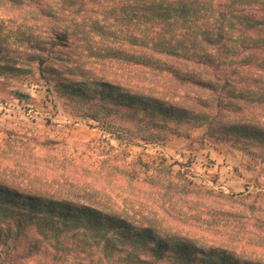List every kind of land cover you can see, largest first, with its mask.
Here are the masks:
<instances>
[{
	"label": "trees",
	"instance_id": "1",
	"mask_svg": "<svg viewBox=\"0 0 264 264\" xmlns=\"http://www.w3.org/2000/svg\"><path fill=\"white\" fill-rule=\"evenodd\" d=\"M2 5L13 11L7 17L17 13L20 20L6 30V14L0 18V75L28 73L30 66L21 65H36L60 97L91 104L94 120L113 115L138 124L150 131L143 140L181 134L185 125L203 127V135L246 141L264 159V0H0ZM94 61L100 67L116 63L133 76L120 83L100 79L89 67ZM174 178L176 184L169 181L158 192L163 202L233 197L184 171ZM13 180L0 179V244L15 259L42 246L49 251L46 264L91 251L102 264H264L161 230L149 212L126 201L118 205L95 186Z\"/></svg>",
	"mask_w": 264,
	"mask_h": 264
},
{
	"label": "rangeland",
	"instance_id": "2",
	"mask_svg": "<svg viewBox=\"0 0 264 264\" xmlns=\"http://www.w3.org/2000/svg\"><path fill=\"white\" fill-rule=\"evenodd\" d=\"M3 14L6 30L15 28L20 15L7 17L13 11L2 5L0 18ZM21 66L26 70L30 66L31 71L0 75V179L23 183L59 179L82 188L95 186L118 205L126 201L149 212L161 230L220 244L241 257L264 262V159L256 147H247L246 141L231 134L218 139L203 135V127L187 125L181 127L185 133L143 140L148 129L113 115L94 120L89 117L91 104L60 97L53 81L40 77L36 65ZM89 67L93 76L109 82L133 76L122 73L116 63L100 67L94 61ZM177 170L233 197L163 202L158 192L169 181L176 184ZM41 248L31 257L15 259L0 244V264H46L49 251ZM91 252L81 258L67 254L63 264H76L77 259L81 264H102L91 257L97 251Z\"/></svg>",
	"mask_w": 264,
	"mask_h": 264
}]
</instances>
